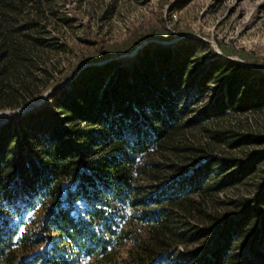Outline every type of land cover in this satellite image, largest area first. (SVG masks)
Segmentation results:
<instances>
[{
    "label": "trees",
    "instance_id": "16d2710c",
    "mask_svg": "<svg viewBox=\"0 0 264 264\" xmlns=\"http://www.w3.org/2000/svg\"><path fill=\"white\" fill-rule=\"evenodd\" d=\"M28 1L0 0V74L15 56L34 64L33 45L15 25ZM35 11L25 24L31 29H37L43 13L39 7ZM173 57L172 50L149 44L129 64L110 60L86 67L44 103L0 125V264H38L41 259L45 264H74L71 253L110 261L115 257L113 242L128 238L136 249L132 263L149 264L178 242L171 227L173 213L177 208L199 209L201 202L184 196L199 188V174L174 181L150 197H145L141 182L158 178L164 165L153 157L176 147L182 115L188 111L181 92L190 64L184 55L176 63ZM212 68L204 80L222 72L220 62ZM251 73H233L225 97L208 107L207 114L264 107V88L247 87ZM4 82L0 78V85ZM8 99L17 103H0V108L18 104L16 93ZM233 135L240 144L264 145V132ZM255 156L263 160L264 150ZM255 160L235 164L230 181L251 172ZM259 188L253 203L261 212L242 202L237 207L244 210L237 215L214 212L201 217L205 225L220 227L203 264H240L233 252L236 244L246 254L244 264H264V181ZM128 205L142 209L141 220L149 215L147 207H156L159 216L149 224L147 236L121 226ZM44 233L51 238L47 254L23 258L48 240Z\"/></svg>",
    "mask_w": 264,
    "mask_h": 264
},
{
    "label": "rangeland",
    "instance_id": "374dc122",
    "mask_svg": "<svg viewBox=\"0 0 264 264\" xmlns=\"http://www.w3.org/2000/svg\"><path fill=\"white\" fill-rule=\"evenodd\" d=\"M36 7L43 13L37 29H31L25 24ZM15 25L23 28L27 43L33 45L34 64L24 62L21 55L6 63L7 70L0 74L5 81L0 85V103H17L8 99L15 93L19 99L14 107L0 108V125L44 103L49 94L71 82L84 68L110 60L129 64L146 45L172 50L173 63L181 55L188 58L190 68L181 93L183 105L189 106L174 140L176 147L154 155L153 159L164 166L157 179L141 182L146 186L145 197H150L174 181L199 174V188L184 195L201 202L199 209L176 207L171 227L179 240L149 264H203L220 235L219 225L208 226L203 220L214 212L237 215L244 210L245 206L237 207L242 202L256 207L253 200L264 181V159L255 160L264 145L240 144L233 135L264 132V107L245 112L231 109L220 116L206 112L225 97L226 82L236 71L251 70L247 87L264 88V0H31ZM213 62L221 63L222 72L204 80ZM28 69L29 75L24 76ZM254 160L251 172L230 181L238 168L235 164L247 165ZM155 209L147 207L149 215L141 220L142 209L128 205L122 212L124 219H119L121 226L147 236L149 224L159 216ZM44 236L48 240L23 258L47 254L51 238L49 233ZM134 248L128 238L113 242L110 250L115 257L110 261L74 253L70 258L74 264H134ZM233 249L238 263L244 264L246 254L239 244ZM38 264H45V260Z\"/></svg>",
    "mask_w": 264,
    "mask_h": 264
},
{
    "label": "snow or ice",
    "instance_id": "6c2138e0",
    "mask_svg": "<svg viewBox=\"0 0 264 264\" xmlns=\"http://www.w3.org/2000/svg\"><path fill=\"white\" fill-rule=\"evenodd\" d=\"M0 211H2V209H0Z\"/></svg>",
    "mask_w": 264,
    "mask_h": 264
}]
</instances>
